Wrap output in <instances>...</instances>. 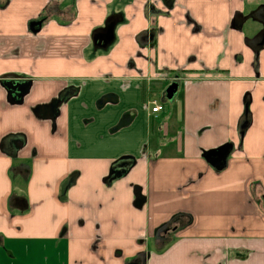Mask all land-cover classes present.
I'll list each match as a JSON object with an SVG mask.
<instances>
[{
    "label": "crops",
    "instance_id": "obj_1",
    "mask_svg": "<svg viewBox=\"0 0 264 264\" xmlns=\"http://www.w3.org/2000/svg\"><path fill=\"white\" fill-rule=\"evenodd\" d=\"M263 12L0 0V264H264Z\"/></svg>",
    "mask_w": 264,
    "mask_h": 264
},
{
    "label": "water",
    "instance_id": "obj_2",
    "mask_svg": "<svg viewBox=\"0 0 264 264\" xmlns=\"http://www.w3.org/2000/svg\"><path fill=\"white\" fill-rule=\"evenodd\" d=\"M264 15L261 14V17ZM263 23V30L261 33V39L259 41V46H263L264 45V21ZM113 29H114V25H112V27L110 28V32L111 34H113ZM28 87V85L23 86L20 88V93L17 94L16 99L17 100H21L25 94V90ZM247 128V125L244 124L242 126V133L241 135L244 134V130ZM233 145L232 144H228L225 145L221 148H219L218 150L212 151V152H208L206 155V159L207 161L214 167V169H216L217 171H221L224 168H226L227 164H228V157L232 151Z\"/></svg>",
    "mask_w": 264,
    "mask_h": 264
},
{
    "label": "built area",
    "instance_id": "obj_3",
    "mask_svg": "<svg viewBox=\"0 0 264 264\" xmlns=\"http://www.w3.org/2000/svg\"><path fill=\"white\" fill-rule=\"evenodd\" d=\"M152 104H153V106H152L151 110H152L153 113L159 112V111H161L163 109V105L158 103L155 100L152 102Z\"/></svg>",
    "mask_w": 264,
    "mask_h": 264
}]
</instances>
